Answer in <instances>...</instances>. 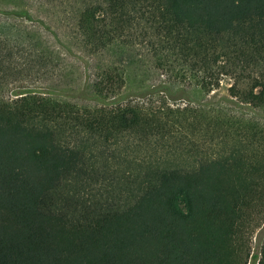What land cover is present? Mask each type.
Instances as JSON below:
<instances>
[{"label":"trees","instance_id":"trees-1","mask_svg":"<svg viewBox=\"0 0 264 264\" xmlns=\"http://www.w3.org/2000/svg\"><path fill=\"white\" fill-rule=\"evenodd\" d=\"M82 5L90 56L141 43L185 88L229 78L230 99L264 110V0ZM59 68L42 37L0 22V94ZM95 78L97 108L0 95V264H250L255 247L264 264V124L192 98L114 101L122 70Z\"/></svg>","mask_w":264,"mask_h":264},{"label":"rangeland","instance_id":"rangeland-1","mask_svg":"<svg viewBox=\"0 0 264 264\" xmlns=\"http://www.w3.org/2000/svg\"><path fill=\"white\" fill-rule=\"evenodd\" d=\"M88 1L0 0V12L25 10L31 18L25 21L0 15V22H19L38 34L54 49L60 62L55 77L21 83L11 81L0 94L5 100L11 101L22 93L31 92L80 107L97 108L101 104L92 98L96 74L106 68H119L124 73L125 86L112 99L114 101L139 104L153 102L157 105L166 100L168 105L178 107L186 105L187 99L192 98L196 102L217 103L230 113L264 124V110H252L229 98L228 89L232 83L229 78H225L220 89L210 95L195 87L185 88L173 76L156 68L150 50L141 43L115 44L98 56H90L80 44L76 19L78 10ZM257 251L255 247L253 253L256 254L250 264H255Z\"/></svg>","mask_w":264,"mask_h":264},{"label":"water","instance_id":"water-1","mask_svg":"<svg viewBox=\"0 0 264 264\" xmlns=\"http://www.w3.org/2000/svg\"><path fill=\"white\" fill-rule=\"evenodd\" d=\"M257 262H258V259L256 260V264H257Z\"/></svg>","mask_w":264,"mask_h":264}]
</instances>
